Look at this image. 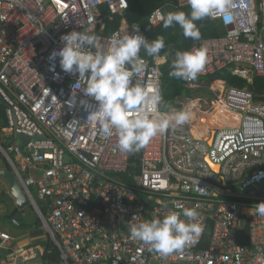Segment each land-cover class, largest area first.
Segmentation results:
<instances>
[{
    "label": "built area",
    "instance_id": "obj_1",
    "mask_svg": "<svg viewBox=\"0 0 264 264\" xmlns=\"http://www.w3.org/2000/svg\"><path fill=\"white\" fill-rule=\"evenodd\" d=\"M226 3L224 12L209 18L223 35L196 41L188 50L206 49L197 77L227 69L249 82L253 76L264 79V0ZM176 5L189 6L188 0ZM128 8L127 0H0V99L7 120L0 154L62 264H260L264 217L255 214V205L264 202V94L185 81L186 89L205 92L207 100L192 94L167 110L160 107L163 113L187 110L191 118L125 153L115 134L103 135L99 121L88 117L98 103L84 95V79L62 71L59 58L50 61L71 31L95 32L104 48L114 33L136 34L138 28L143 35L138 24L125 20L103 33L106 22ZM163 17L155 9L148 23L159 26ZM141 58L146 66L131 84L160 89L167 58ZM207 116L214 131L210 146L202 129ZM198 125L200 136L194 133ZM16 135L29 141L20 147ZM237 186L253 190L240 192ZM193 207L203 229L194 244L163 256L130 238L135 215L163 219ZM10 245L9 237H1V248ZM44 250L13 257L12 264H28Z\"/></svg>",
    "mask_w": 264,
    "mask_h": 264
},
{
    "label": "clouds",
    "instance_id": "obj_2",
    "mask_svg": "<svg viewBox=\"0 0 264 264\" xmlns=\"http://www.w3.org/2000/svg\"><path fill=\"white\" fill-rule=\"evenodd\" d=\"M188 5L190 13H167L163 17V27L178 25L184 37L192 40L201 38L197 21L214 18L227 7L226 0H188ZM133 30L136 34L127 30L123 34L114 33L106 48L99 44L95 32L71 31L61 37L63 46L49 57L53 62L59 58L60 68L65 73L78 74V80L84 79V95L98 103L97 109L88 117L99 121L103 135L112 137L115 134L119 150L125 153L139 151L157 135L181 126L191 118L187 110L161 112L163 97L159 88L147 89L140 84H131L132 77L146 66L140 56L142 49L148 57L161 63L166 60L161 57L165 48L163 36L149 41L139 34L138 28ZM205 63L206 49L203 47L177 52L168 75L194 81ZM50 70L55 71L54 65ZM255 214L264 217V202L255 205ZM181 215L187 219H181ZM198 215L195 207L185 208L182 213L170 211L163 219L144 220L135 215L131 221L136 222L129 226L130 238L142 242L150 251L167 256L197 242L203 231L195 222ZM257 259L264 264V254Z\"/></svg>",
    "mask_w": 264,
    "mask_h": 264
},
{
    "label": "trees",
    "instance_id": "obj_3",
    "mask_svg": "<svg viewBox=\"0 0 264 264\" xmlns=\"http://www.w3.org/2000/svg\"><path fill=\"white\" fill-rule=\"evenodd\" d=\"M128 10L120 15L115 16L113 21H107L103 30L104 34H109L118 29L122 20L128 25L138 24L141 28L143 36L149 41L158 36H163L165 40V48L161 51V57L169 53L166 62L161 66L162 82L160 85L163 102L161 108L167 110L175 105V100L182 97H192L193 92L184 87L185 81L172 78L168 75L171 70L172 62L175 60L177 52L188 51L189 48L199 40L186 39L182 29L178 25L164 28L163 23L159 26L152 27L148 23V18L155 9H162L164 16L169 12L183 11L190 13V6L178 7L176 0H127ZM106 14V11L103 10ZM197 26L201 33L200 40L218 38L223 35L221 27L209 18L197 21ZM140 55L148 60L154 58L148 57L142 49ZM196 81H203L206 86L214 87H237L247 88L252 91L258 98L264 94V79L253 76L251 82L233 75L230 70L224 69L208 77H197ZM7 126L5 115V105L0 103V136L2 129ZM1 256V255H0ZM2 258V257H1ZM43 264H62L59 252L54 248L53 244L48 240L44 254L42 255ZM1 260V259H0Z\"/></svg>",
    "mask_w": 264,
    "mask_h": 264
},
{
    "label": "rangeland",
    "instance_id": "obj_4",
    "mask_svg": "<svg viewBox=\"0 0 264 264\" xmlns=\"http://www.w3.org/2000/svg\"><path fill=\"white\" fill-rule=\"evenodd\" d=\"M199 95V96H197ZM194 97L196 98H201V96L206 97L207 100V94L204 93H195L193 94ZM197 121H199L197 119ZM213 129L205 132V137L208 138L209 135L212 134ZM8 143H11V140L8 141ZM9 166L6 163V161L4 160V158L2 157V155L0 154V170H9ZM0 205L3 206L5 213L10 212L12 207L14 206V199L11 197L9 191L7 190V187L4 183V181L2 180V178L0 177ZM21 215H24L23 219L26 222V226L28 228L27 231H24L23 234L21 236H18L16 238H22L24 239V243L22 245V248L27 250L29 248H35V246H46L47 242H48V236L43 228V226L41 224H38L37 226H35L34 224L36 223V221H38L37 216L34 212V210L31 207H27L25 208L23 211L19 212V214H17V218L20 220H23ZM6 224L7 226H10V224L5 221L4 219H1L0 221V225L3 226L2 224ZM10 229V228H9ZM12 232H14L12 230ZM21 248V247H20ZM34 251L37 253V249H34ZM23 256L25 258H30L31 257V253L30 252H23ZM28 264H41V260L39 258H35L32 259L28 262Z\"/></svg>",
    "mask_w": 264,
    "mask_h": 264
},
{
    "label": "crops",
    "instance_id": "obj_5",
    "mask_svg": "<svg viewBox=\"0 0 264 264\" xmlns=\"http://www.w3.org/2000/svg\"><path fill=\"white\" fill-rule=\"evenodd\" d=\"M0 171H6V170H0ZM0 177H1V175H0ZM6 187H7V185H6ZM7 190H8V188H7ZM14 208H15V201H14V206L12 207L11 211L7 212V213H5L3 206L0 205V221H1V219H4L5 221H7L10 224V226H7L5 223L2 224L3 226L0 225V242H1V237H3V236H7L11 239V245H10L9 249L5 250V249L0 247V255H1L0 256V259H1L0 264H12L13 257H17L20 254L23 256V252H30L31 257H33V255L36 253L34 251V249H37V252H40L43 249H45V246H40V245L35 246V248H29L27 250L22 248V245L24 243L23 242L24 239L16 238V237L21 236L24 231L28 230V228L26 226V222L23 219L24 215H21L23 220H20L17 218V214H19V212H21V211H19L13 218L9 217ZM38 224H39V222L36 221V223L34 225L37 226ZM12 230L14 232H12ZM39 259L42 261L41 258H39Z\"/></svg>",
    "mask_w": 264,
    "mask_h": 264
},
{
    "label": "water",
    "instance_id": "obj_6",
    "mask_svg": "<svg viewBox=\"0 0 264 264\" xmlns=\"http://www.w3.org/2000/svg\"><path fill=\"white\" fill-rule=\"evenodd\" d=\"M164 57L168 58L169 53H166ZM0 103H3L1 99H0ZM213 135L214 133L212 132V134L208 138H206V143L208 146H210L212 143ZM15 139L16 142L20 145V147H23L29 141V138H27L24 135H16ZM205 161L213 171L215 172L217 171V167L213 166L210 163L209 159H206ZM0 175L4 180L5 184L7 185L11 197L15 201V208L13 209L12 213L9 216L10 218H13L19 211H23L25 208L30 207V204L21 186L16 180L15 175L10 170L0 171ZM236 190L240 192H248V191H252L253 188L243 189L241 186H237Z\"/></svg>",
    "mask_w": 264,
    "mask_h": 264
},
{
    "label": "bare ground",
    "instance_id": "obj_7",
    "mask_svg": "<svg viewBox=\"0 0 264 264\" xmlns=\"http://www.w3.org/2000/svg\"><path fill=\"white\" fill-rule=\"evenodd\" d=\"M216 118H218V117H216ZM210 121H211V117L210 116H207L206 122L203 121V123H205V126H202L199 123V125L202 126V129H204V132H207V131L213 129V126L210 123ZM199 125L197 127H195V129H194V133H195L196 136H200L203 133V131H200V126Z\"/></svg>",
    "mask_w": 264,
    "mask_h": 264
}]
</instances>
